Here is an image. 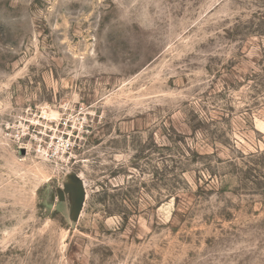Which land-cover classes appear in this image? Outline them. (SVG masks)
Segmentation results:
<instances>
[{
    "label": "rangeland",
    "instance_id": "rangeland-1",
    "mask_svg": "<svg viewBox=\"0 0 264 264\" xmlns=\"http://www.w3.org/2000/svg\"><path fill=\"white\" fill-rule=\"evenodd\" d=\"M0 264H264V0H0Z\"/></svg>",
    "mask_w": 264,
    "mask_h": 264
},
{
    "label": "water",
    "instance_id": "water-1",
    "mask_svg": "<svg viewBox=\"0 0 264 264\" xmlns=\"http://www.w3.org/2000/svg\"><path fill=\"white\" fill-rule=\"evenodd\" d=\"M76 187H77V192L79 194V198L82 200V196H83L82 194H83V192H82V187H81L80 182L77 183V186Z\"/></svg>",
    "mask_w": 264,
    "mask_h": 264
}]
</instances>
